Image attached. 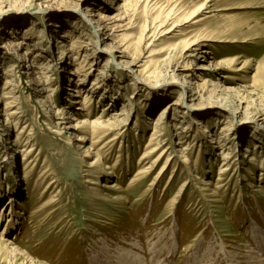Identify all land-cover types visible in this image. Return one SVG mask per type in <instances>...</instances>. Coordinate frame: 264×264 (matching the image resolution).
Wrapping results in <instances>:
<instances>
[{
    "label": "rangeland",
    "instance_id": "1",
    "mask_svg": "<svg viewBox=\"0 0 264 264\" xmlns=\"http://www.w3.org/2000/svg\"><path fill=\"white\" fill-rule=\"evenodd\" d=\"M28 35L35 67L0 49V264L264 263V0H0V46Z\"/></svg>",
    "mask_w": 264,
    "mask_h": 264
},
{
    "label": "bare ground",
    "instance_id": "2",
    "mask_svg": "<svg viewBox=\"0 0 264 264\" xmlns=\"http://www.w3.org/2000/svg\"><path fill=\"white\" fill-rule=\"evenodd\" d=\"M124 1H126V0H124ZM124 7V6H123ZM123 7H119L118 8V10H116V11H119L120 12V10L121 9H123ZM124 10V9H123ZM122 10V11H123ZM124 12V11H123ZM126 13V12H125ZM122 13H120V14H118V15H116L115 17H116V20H115V22H117V21H121V20H123V19H125L124 17H122V15H121ZM100 15V14H99ZM98 15V16H99ZM124 15V14H123ZM104 17V16H103ZM101 18H102V16H101ZM113 18V17H112ZM108 19V18H107ZM109 20V19H108ZM114 20V19H113ZM106 21V20H105ZM102 22H103V20H102ZM197 23V22H196ZM110 24V23H109ZM104 25V22L102 23V25H101V27ZM131 25V22L129 23V25H127V26H130ZM114 26H117V25H114ZM120 28H122V26L121 25H119L118 24V27H117V29H120ZM25 29H27L28 30V32H29V30H30V27H27V28H25ZM112 29L113 28H111V27H109L108 25H106V23H105V27H104V31H107V32H109V31H112ZM33 30V29H32ZM31 30V31H32ZM115 31V30H114ZM71 34H66V36L64 35V37H67V38H69V36H70ZM106 35V34H105ZM72 36V35H71ZM99 36V35H98ZM97 36V37H98ZM111 36H113V37H117V36H114V34H112ZM110 36V37H111ZM27 38H29V35L26 37V38H21V39H12V40H8V42L3 46H0V49H2V50H4V51H6V52H8V53H11L12 51H16V52H18L19 50H21V51H23V50H25L24 51V54L23 55H19L18 56V60H21V62H24V63H28V64H30V65H28V68H32L33 66L35 67V57L33 56V55H31L32 53H31V51H32V49L29 47V42H28V40H27ZM80 39V37L79 36H75V38H73V44H72V46H71V50L72 49H76L77 48V45L78 44H83V41L82 40H79ZM61 44H62V42H60ZM196 44V42H194L191 46H193L194 47V45ZM190 45V44H189ZM189 45L187 46L188 48H187V50H189V49H193L191 46L189 47ZM63 46H65L64 44H62V47ZM89 46V45H88ZM83 47V46H82ZM86 47V49H87V46H85ZM112 49H113V47H112ZM119 51V50H118ZM107 53H108V55H110V56H112V52L111 51H106ZM197 52V48H195L193 51H192V53H196ZM112 53V54H111ZM121 53H125V52H121ZM204 53H206L207 55L208 54H210V52L208 51V50H205V51H203L202 52V54H204ZM77 59V58H76ZM223 61H225V60H223ZM222 61V62H223ZM232 61H234V60H232ZM221 62V63H222ZM134 65H136L137 66V64H134ZM200 69H203V68H200ZM130 70L132 71V72H135V73H137V71H135L134 69H132V68H130ZM52 71L53 70H51V68L50 67H45L44 69H43V72H42V77L38 80V83H36V86H38L40 89L38 90V94L39 95H44L45 94V92L46 91H51V89H50V86H51V84H50V82L52 81V79H54V76H53V73H52ZM80 70H78L77 72H76V74H78V76H79V78H81V77H83V75L85 74H87V73H83L85 70H82L81 69V71L79 72ZM239 71H241V70H239ZM139 72V71H138ZM140 73H141V71H140ZM144 73V72H143ZM75 74V75H76ZM140 78V77H139ZM142 78V77H141ZM140 78V79H141ZM134 80H136V82H132L131 84H130V86H134V87H136V89H138V78L137 77H133V81ZM83 81V80H82ZM81 83V82H80ZM184 83V82H183ZM185 84V83H184ZM189 84H191V83H189ZM7 85H8V87H7ZM9 85L11 86L12 85V81H11V79H6V87H5V89H9L10 87H9ZM193 85V84H192ZM48 88V89H47ZM191 88V87H190ZM79 89V88H78ZM185 90V89H184ZM74 91V90H73ZM81 88L79 89V91H74V93H81ZM79 94L76 96L77 98L78 97H80L79 96ZM2 99V97H0V100ZM5 99H12V96H10V95H8V96H6L5 97ZM87 101H88V97L87 98H85V100H84V102H83V104H82V107H79L78 109H83V111H85L86 110V103H87ZM78 102V101H77ZM76 103V102H75ZM62 115H64V113L63 112H58L57 113V118L60 120V119H62ZM115 116H117V117H120V116H122V114L121 113H116L115 114ZM71 120H72V122L68 125V127L66 128V129H70V130H72V133H74L75 134V137H76V139L77 140H81V141H85V138L84 137H82V135L83 134H85L87 131H86V128L88 127V126H91V125H93V124H95V122L93 123V122H88V120H79L77 117H76V115H73L71 118H70ZM163 119H164V113H162L160 116H158V118L156 119V122L154 123L155 124V130H157L158 131V128L162 125V121H163ZM124 120V122L122 121V123H125L126 122V118L125 119H123ZM99 122V121H98ZM97 123V122H96ZM121 123V122H120ZM98 124V123H97ZM100 126H104L106 129H108V132H119V134H121V132L123 131V129H124V125L123 126H121V124L119 125V124H107V125H103V124H101ZM122 127V128H121ZM118 128V129H117ZM89 129V128H88ZM160 129V128H159ZM118 130V131H117ZM159 132V131H158ZM94 135H95V133H94ZM158 135V134H157ZM123 136V135H122ZM99 143V142H98ZM165 145L166 144H163V145H159V143H158V145L157 146H154V147H151L146 153H144L143 154V157L141 158V162L143 163L145 160H147V159H150L153 155H155L158 151H159V148H161V147H165ZM163 150H162V152H160L159 153V155H158V157L156 158V159H154V162H153V164L151 165V168H149V170H148V174L154 169V168H156V166H158L159 165V163L161 162V161H163V159H164V156H165V154H167L169 151H168V149L166 148V149H164V148H162ZM150 151V152H149ZM187 151H188V149L187 148H182L181 149V152H180V156H179V158L180 159H183V162L185 163V164H188V163H190L189 161V159H188V157H187ZM247 151H249V149L247 150ZM225 155V161L226 160H228L229 159V155H226V154H224ZM256 159H254V157L252 158V161H255ZM172 161V160H171ZM181 162V161H180ZM227 162V161H226ZM167 164L165 165V167H164V171H165V169H166V172H167V170H169V166H170V164H169V160H168V162H166ZM172 164V163H171ZM263 165H264V163H263ZM91 168H95V170H96V168L97 167H99V164H97V165H91L90 166ZM264 169V167L262 168V170ZM222 170V169H221ZM93 171V172H92ZM223 171V170H222ZM221 171V175L223 174V172ZM228 171H229V169H228ZM90 173H94V170H91V171H89ZM220 172V171H219ZM96 174V173H95ZM86 184L87 185H89V186H92V187H94V186H96V185H99V181H97V179H96V177L95 178H93V177H88L87 179H86ZM190 184V183H189ZM185 188V187H184ZM0 250L1 251H5V250H7V251H10V250H13V244L10 242V241H4V240H2V239H0ZM15 250V249H14ZM14 252V251H13ZM17 252V251H16ZM132 253V254H131ZM252 253V252H251ZM122 253V250H120V252L118 251L117 252V254H114V255H112L113 257H109V259L107 258V260L105 259V260H101L99 263L100 264H110L111 262H113V261H116V264H140V262L139 261H136L137 259H138V257H140L139 256V250H132L131 252H128V253H125V254H123ZM107 255V254H106ZM252 258H253V256H252ZM111 262H110V261ZM260 260V259H259ZM257 262V261H256ZM259 264V263H258ZM262 264V263H261ZM264 264V263H263Z\"/></svg>",
    "mask_w": 264,
    "mask_h": 264
}]
</instances>
